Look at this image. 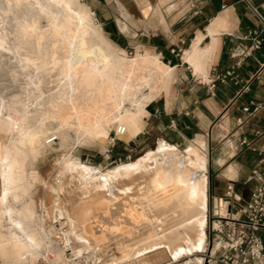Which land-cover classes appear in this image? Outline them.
I'll return each mask as SVG.
<instances>
[{
    "label": "bare ground",
    "instance_id": "6f19581e",
    "mask_svg": "<svg viewBox=\"0 0 264 264\" xmlns=\"http://www.w3.org/2000/svg\"><path fill=\"white\" fill-rule=\"evenodd\" d=\"M94 17L83 0H0V81L12 86L0 85L7 135L0 138V263L81 264L67 256L70 247L87 264H204L208 177L200 147L160 140L108 169L67 155L70 144L104 140L113 127L124 128V140L136 136L146 105L172 75L156 53H120ZM224 25L219 17L213 30ZM56 154L42 207L50 228L65 220L61 235L43 216L35 221L30 194L39 177L32 165ZM217 199L224 213L228 199Z\"/></svg>",
    "mask_w": 264,
    "mask_h": 264
},
{
    "label": "crops",
    "instance_id": "0c3cea01",
    "mask_svg": "<svg viewBox=\"0 0 264 264\" xmlns=\"http://www.w3.org/2000/svg\"><path fill=\"white\" fill-rule=\"evenodd\" d=\"M134 2L124 20L100 13L107 37L119 50L130 46L158 54L172 75L146 105L144 128L131 139V151L149 150L152 141L165 140L180 149L191 143L207 154L208 190L216 200L233 184L237 197L246 201L254 187L248 176L264 146V134L256 133L264 129V112L247 117L242 126L237 117L249 99L264 102V40L261 48L250 49L253 40L246 38L254 28L262 29L264 38V0ZM219 17L225 25L214 31ZM230 69L234 78L217 79ZM260 235L264 240V229Z\"/></svg>",
    "mask_w": 264,
    "mask_h": 264
},
{
    "label": "built area",
    "instance_id": "2783aa9c",
    "mask_svg": "<svg viewBox=\"0 0 264 264\" xmlns=\"http://www.w3.org/2000/svg\"><path fill=\"white\" fill-rule=\"evenodd\" d=\"M262 23L264 25V17ZM249 37L253 40L250 49L262 47V29L250 30L246 35ZM234 76L235 71L230 69L217 79L228 82ZM217 79L211 81L212 86L216 85ZM241 109L243 114L237 117L238 126H242L247 117L264 112V102L251 98ZM119 132L123 133L124 128L116 129V134ZM256 133L262 135L264 129ZM247 142L244 137L242 143ZM258 153L259 159L248 176V181L254 182L249 199L238 198L233 184L228 185L224 193L228 199L225 212L215 210L211 216L210 250L205 255V264H264V240L260 235L264 229V146L258 149Z\"/></svg>",
    "mask_w": 264,
    "mask_h": 264
},
{
    "label": "rangeland",
    "instance_id": "374dc122",
    "mask_svg": "<svg viewBox=\"0 0 264 264\" xmlns=\"http://www.w3.org/2000/svg\"><path fill=\"white\" fill-rule=\"evenodd\" d=\"M85 3H87L90 8L93 10L95 17L94 19L98 24L102 27V33L103 35L111 42V40L107 37L110 35L106 33V28L103 26L100 22L101 17L99 16L100 13H103L106 17H114L117 20H124L125 16L130 13L131 7H133L135 4L134 0H83ZM127 13V14H126ZM113 44V43H112ZM114 45V44H113ZM115 46V45H114ZM116 47V46H115ZM139 47L133 48V47H125L126 52L119 50L120 53L127 55V56H133L135 55L139 50ZM140 49V48H139ZM138 50V51H137ZM3 74V71H0V75ZM19 79L24 78L23 75L18 74ZM7 76V75H6ZM4 83L2 85V83ZM9 82V79H3L0 81L1 88H6V91H10L11 85L9 86V82L7 85L5 84ZM3 86V87H2ZM8 86V87H7ZM9 88V89H8ZM8 89V90H7ZM147 113V112H146ZM143 114V119L145 114ZM2 135V136H1ZM123 135L116 134V128L113 127L110 130L108 138L96 141L94 143L89 142H81L76 144H70V148L67 151V155H73L78 156L83 161L89 162L93 165H96L102 169H108L112 167L113 165L120 163V162H127L130 163V161H135L138 159V157H141L146 153L148 150H144L143 148L137 147L134 151L132 150V138H129L128 140H124L122 138ZM7 135L5 133H0V138L6 139ZM155 142V141H154ZM153 141L151 142V148H154L157 146ZM58 155H52L50 159L47 161H39V164H33L32 170L36 171L39 174L38 179H35L32 182V186L30 188V194L36 204V222L40 217L43 216L44 218V224L45 227L49 230H52L54 233L61 235L62 229H68L67 223H65L64 219H59L54 226L50 228L51 221L46 216V213L42 207L43 203V179H47L50 177V174L52 173V170L54 168L53 165H55L54 162H56ZM92 161V162H91ZM54 163V164H53ZM49 165V166H48ZM42 176V177H41ZM44 176V177H43ZM208 177V176H207ZM40 180V181H39ZM38 182V183H37ZM36 186V187H35ZM1 188V185H0ZM216 196L214 193H210L208 190V211H207V222L205 226L206 231V243L205 247L202 250V255L208 254L210 250V232H209V226L211 221V216L213 212L215 211V204L218 201L216 200ZM43 209V210H42ZM224 210V209H223ZM46 216V217H45ZM50 224V225H49ZM61 231V232H60ZM56 238V237H55ZM58 239V238H56ZM75 244H77L75 242ZM66 254L68 257L72 259V261L80 262L81 264H87V260L81 259L76 257L72 249L69 247L66 250ZM77 258V259H76ZM205 258V256H204ZM205 261V259H204ZM1 264V263H0ZM35 264H52L51 262H48L44 260L43 258H40ZM162 264V263H160ZM164 264V263H163ZM205 264V263H204Z\"/></svg>",
    "mask_w": 264,
    "mask_h": 264
}]
</instances>
